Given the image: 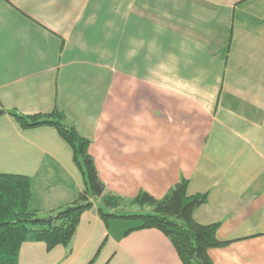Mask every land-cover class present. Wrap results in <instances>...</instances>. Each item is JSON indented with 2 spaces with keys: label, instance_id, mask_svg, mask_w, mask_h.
Masks as SVG:
<instances>
[{
  "label": "crops",
  "instance_id": "0c3cea01",
  "mask_svg": "<svg viewBox=\"0 0 264 264\" xmlns=\"http://www.w3.org/2000/svg\"><path fill=\"white\" fill-rule=\"evenodd\" d=\"M63 110L107 189L157 198L181 178L229 241L214 264H264V0H0V109ZM0 173L31 177L51 214L86 188L51 125L0 114ZM86 209L68 247L21 244L18 264H183L157 228ZM131 221V220H130Z\"/></svg>",
  "mask_w": 264,
  "mask_h": 264
},
{
  "label": "trees",
  "instance_id": "16d2710c",
  "mask_svg": "<svg viewBox=\"0 0 264 264\" xmlns=\"http://www.w3.org/2000/svg\"><path fill=\"white\" fill-rule=\"evenodd\" d=\"M6 112L24 129L54 126L70 144L86 188L73 202L51 214L41 215L28 207L32 195L31 177L0 173V264H18L21 244L27 240L44 241L48 248L68 247L82 213L94 205L105 220L135 221L136 225L127 233L145 228L161 230L171 240L183 264H214L209 250L229 243L217 238L219 223L202 224L195 220L194 211L207 201V194H189L188 179L181 178L161 198L145 190L133 198H125L107 189L89 151L90 140L78 132L76 124L63 110L55 108L47 113L24 114L0 109V114ZM126 204L139 210H125ZM49 216L50 220L44 219Z\"/></svg>",
  "mask_w": 264,
  "mask_h": 264
},
{
  "label": "rangeland",
  "instance_id": "374dc122",
  "mask_svg": "<svg viewBox=\"0 0 264 264\" xmlns=\"http://www.w3.org/2000/svg\"><path fill=\"white\" fill-rule=\"evenodd\" d=\"M124 207H125V210H129V211H138L139 210V207L129 206L128 204H126ZM125 222L130 225L132 220L130 221V219H127V221H125Z\"/></svg>",
  "mask_w": 264,
  "mask_h": 264
},
{
  "label": "water",
  "instance_id": "95a60500",
  "mask_svg": "<svg viewBox=\"0 0 264 264\" xmlns=\"http://www.w3.org/2000/svg\"><path fill=\"white\" fill-rule=\"evenodd\" d=\"M44 219H46V220H50V219H51V216H49V217H44Z\"/></svg>",
  "mask_w": 264,
  "mask_h": 264
}]
</instances>
